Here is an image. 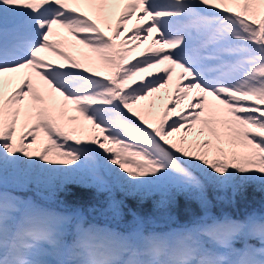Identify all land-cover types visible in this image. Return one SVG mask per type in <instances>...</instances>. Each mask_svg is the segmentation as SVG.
I'll return each instance as SVG.
<instances>
[{
	"label": "snow or ice",
	"instance_id": "6c2138e0",
	"mask_svg": "<svg viewBox=\"0 0 264 264\" xmlns=\"http://www.w3.org/2000/svg\"><path fill=\"white\" fill-rule=\"evenodd\" d=\"M70 183L107 219L36 195ZM250 186L264 190V0H0V264H264V213L213 211ZM181 199L197 209L176 222Z\"/></svg>",
	"mask_w": 264,
	"mask_h": 264
},
{
	"label": "trees",
	"instance_id": "16d2710c",
	"mask_svg": "<svg viewBox=\"0 0 264 264\" xmlns=\"http://www.w3.org/2000/svg\"><path fill=\"white\" fill-rule=\"evenodd\" d=\"M37 196L44 198L56 210H72L79 209L86 215L95 217L97 220L103 221L107 217L99 212V204L103 203V195H96L93 189H90L80 183H70L66 186L65 191L59 193L53 192L48 196L43 193H37ZM223 195V194H221ZM126 203L134 206V210L140 213H147L152 210L151 201L140 203L132 199H126ZM197 209L196 204L186 206L183 199L179 202V207L176 209L174 216L176 222H183L187 219L190 211ZM227 211L234 216H243L250 212L264 213V190L258 186H250L243 197L237 198L236 202L226 203L222 200H213V211ZM126 219L130 220L131 216ZM175 223L167 220L160 213H155L151 220V226L157 229H162Z\"/></svg>",
	"mask_w": 264,
	"mask_h": 264
},
{
	"label": "rangeland",
	"instance_id": "374dc122",
	"mask_svg": "<svg viewBox=\"0 0 264 264\" xmlns=\"http://www.w3.org/2000/svg\"><path fill=\"white\" fill-rule=\"evenodd\" d=\"M121 7H122V5H120V6L115 8L114 14L111 15L108 18V23L113 22L114 20H116V14H118V12H119ZM81 10L85 11L86 13L91 15L94 19L96 18L94 9L89 7L88 5L82 4L81 5ZM135 23H136V18L135 17H133L130 20L126 21L127 28L129 30H131ZM101 27L104 28L106 31H108V27L106 26V24L104 22H101ZM59 32L61 34V37H66L67 40L69 42H71V43H69L68 45L65 46V50L68 51L73 56H75L78 60H81L82 62L84 61V56L82 55V53H87L90 56H95V53H92L90 49H87L84 45H81L77 41H75V39L71 36L70 33L67 32L66 29H59ZM56 38L59 39L60 37H56ZM150 41H151V37H149V40H145V41L141 42L139 47L133 50V54L134 53H138L137 51H143L148 46ZM45 55H46L47 59H51L53 61L62 60V57H59L56 53L51 52V51L46 52ZM16 82L17 81L14 80L13 84L9 85L6 90L10 91L11 87L14 86ZM171 90L172 89L169 86L167 89H161V91L158 94H156L158 97H161V99H157V104L158 105H163L166 102V98L170 94Z\"/></svg>",
	"mask_w": 264,
	"mask_h": 264
}]
</instances>
